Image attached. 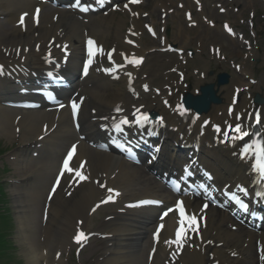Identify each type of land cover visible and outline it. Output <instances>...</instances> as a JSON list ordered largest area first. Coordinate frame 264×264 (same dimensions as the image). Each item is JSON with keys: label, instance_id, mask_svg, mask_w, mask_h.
Masks as SVG:
<instances>
[{"label": "bare ground", "instance_id": "obj_1", "mask_svg": "<svg viewBox=\"0 0 264 264\" xmlns=\"http://www.w3.org/2000/svg\"><path fill=\"white\" fill-rule=\"evenodd\" d=\"M177 3V0H149L146 8L150 10L151 17L157 20L154 12L160 16L164 13L163 9L169 11L171 8L176 7ZM158 6H160L158 9L160 14L156 10ZM36 7L42 8V14L39 26L35 28L31 13ZM24 12L30 13L25 32L17 25L19 15ZM176 13V17L180 19V12L177 11ZM125 16L126 18H122L118 17L117 13H110L107 17L102 15L89 17V20L84 22L80 21L72 12L53 10L48 5L38 4L31 0H0V53H3V51L10 53L9 58L2 57L0 54V65H3L4 68L9 66L21 67L25 72L46 69V63L41 60V57L51 51L47 46L49 40H55L57 44H70L72 58L69 62L68 71L70 76L75 78L76 67L80 61L78 47L86 38L94 37L103 46L126 48L123 45V40L130 19L127 15ZM55 17H57L56 20H54ZM135 22L136 20L133 19V25L138 26L137 31H141L140 24ZM37 44L40 45L38 53L35 51ZM167 44L168 42L161 48H167ZM202 47H196L195 55ZM26 49H28L27 52ZM18 50L19 55H17ZM131 51L135 52L134 49ZM51 52L53 57H59L61 54L55 47ZM137 53L145 56L146 62L142 66L141 72L137 73L136 82L141 81L142 84L154 85L156 81L161 80L165 83L161 88L170 85L171 74L167 73L166 70L175 68V64L166 65V61L161 60L159 55L145 51L142 48ZM196 57H199V59H195L194 56V61L198 60L199 62L202 59L201 55H196ZM194 65L197 66V63L194 62ZM234 66L239 68V70H236V68L233 70L235 83L223 88L217 86V95L221 98L219 109L223 111L226 109V105H232V98L238 93L243 98H239L240 101L236 104V110L249 112L253 106L250 105L252 92L257 93L261 99H264V74L252 86L247 80L249 78L254 79V58L246 56L242 58L241 62L235 63ZM209 69L210 67L207 65L206 68L198 70L199 73L202 72L205 76V79L198 84V88L208 84L209 81H213L208 79ZM183 70L189 71L187 68ZM187 74L188 77L194 76L192 72H187ZM144 75H147L146 80L143 79ZM173 84L179 87V83L177 84L174 81ZM238 89L239 91H237ZM5 90H9L6 84L0 86V139H5L10 143L16 141L20 145V148L11 158L14 174L17 176V180L13 184L12 194L15 205L18 206L16 216L19 234L26 236V234L31 235L32 233L33 235L27 243L21 242L22 254L29 264H40L39 261L43 264H64L62 259L56 260V254L66 252L69 248L75 246L73 234L78 229H86L91 225L90 223H92L94 217L89 216V212L96 203L101 201L102 192L93 184L95 179H100L101 183L106 181L108 187L123 191L124 197L128 199L135 197L130 192L136 190L137 186L146 187L149 194L160 191L158 184L146 178L142 171L133 169L123 163L117 156L97 152L88 145L80 144L79 150L73 158L72 166H78L82 161L86 162L82 171L89 176L88 181L80 185L73 182L72 186L69 187V176H65L58 195L54 197L61 207L54 205V200L51 204H48L46 201V185H49L57 170V157L61 150L60 141H63L62 147L66 141L71 143L76 140L72 136L73 131L69 114L66 110L62 111L58 116V121L55 122L54 113L6 109L2 107L3 101L1 100L5 95ZM135 90L138 93L137 102H133L126 91L114 88L113 83L108 79L93 73L88 79L78 82L69 95L79 93L78 99L83 100L82 121L85 126H91L94 130L93 126H96V124L91 120L106 117L120 104L124 109L133 105L148 107L152 103H159L156 98L152 100V94L149 97L142 96L143 90L141 88L135 87ZM165 101L170 104H177L179 101L178 93L166 96L161 100V102ZM246 107L248 109H245ZM262 112L264 114V105H262ZM162 114L165 115L167 112L164 111ZM188 116L191 119L194 112L189 111ZM227 120H229L228 117ZM171 121L175 122V120ZM55 123L57 129L49 136L57 135L52 137L55 142L51 144L49 140H46L38 143V137L43 134V129L47 128L46 132L48 133ZM193 125L194 122L188 129H191ZM168 137L172 138L170 135ZM28 149L32 151L31 154L26 153ZM19 185L21 187L25 186L28 190H21ZM69 193H71V198L65 199L63 194ZM108 208L106 207V209ZM104 210L100 209L98 212ZM42 213H46L48 217L46 224L42 222ZM205 215L204 238L201 244L197 243L195 245L200 246L202 250L196 251L194 244L190 246L187 242L180 254L173 255L176 246L172 245L170 247L165 243L166 240L172 239L173 220H167L166 228L152 264H213L215 262H218V264H259L256 241L260 240L261 247L264 249V237L243 229L232 232L228 228L229 218L224 213L209 210ZM108 216H113L114 219L112 221L104 220L96 231L89 232L111 237L100 245V251L102 252L100 257L102 259L99 264H147L148 254L152 248L149 239L150 226L148 225V222H152V214L134 215V213H131L125 216L120 215V208H116ZM142 230L145 232H142ZM207 241H211V243L203 248ZM40 248L43 250L39 254L38 250ZM207 254L213 256L211 262H209L210 258H206ZM172 259H174V262H172Z\"/></svg>", "mask_w": 264, "mask_h": 264}, {"label": "snow or ice", "instance_id": "obj_2", "mask_svg": "<svg viewBox=\"0 0 264 264\" xmlns=\"http://www.w3.org/2000/svg\"><path fill=\"white\" fill-rule=\"evenodd\" d=\"M197 2H199V0H197ZM97 3L100 4L101 6H103V4L105 3V0H97ZM130 3L136 4V3H139V0H130ZM73 7L79 8V10L82 12H87L89 10V8L87 6H81V0H75V4L73 5ZM124 8L128 9L129 4L125 3ZM114 10H118V9H114ZM39 12H40V9L37 8L35 10V16L33 17V19H35L37 23L39 22L38 21ZM27 15H28L27 13L21 15V17L19 19V25L20 26H22V27L25 26V16H27ZM133 15H137V14L133 13ZM189 19H191L190 14H189ZM148 27H149V31L152 32L153 35H155V32L153 31V29L150 26H148ZM228 31L231 33L232 32L231 28H228ZM131 34L134 36L138 35L135 32H132ZM126 43L136 46L135 42L133 40H126ZM65 48H66V46H65ZM87 48H88V60L83 65V73L85 76L88 75L89 67L94 62L93 58L97 54L104 55V49L101 46H97L96 42L91 38H89L87 40ZM112 51L114 52L115 50L113 49ZM108 58L112 62L113 67L108 68V69H104V71L109 73V74H112L114 72V70H116L118 68L125 67V65H127V64H131L135 67H138L143 62V57H137L134 54L131 57L125 56L124 57V64H119V65L116 64V62L112 60V52L108 53ZM3 74H4V66L0 65V75H3ZM127 75L131 79V76H132L131 72H128ZM143 87H144L145 91L149 90V87L147 84H145ZM237 91H239V89ZM193 103H195V98L193 100ZM165 104H168V101H165ZM59 107L63 108L64 105L60 104ZM79 108H80V103H77L75 100H73L71 102V109H72L73 117H75L77 115ZM176 110L182 116L185 115V113L187 112V108L185 107V105L183 103L177 104ZM115 111L117 113H120V112H122V108L120 106H117L115 108ZM230 114H231V109H230ZM132 115L134 117H136V119L134 121H130L125 116L122 119H120L118 123H116L115 122L116 118H113L115 130L116 131H122L121 125H129L130 123L142 125L143 123L148 122L150 119L148 114L147 113H141L139 108H137L136 111ZM195 118L198 119V117H195ZM261 118H262L261 113H255L254 114V119H255L257 124L261 123ZM105 119H107V118H105ZM236 119L239 121L241 118L239 116H237ZM160 123L161 124L163 123L162 118L160 119ZM205 123H207V122H205ZM226 127H227V130L222 131L218 125L215 126L216 132L221 133V135L226 140L233 133L235 134L234 136H232L233 139L243 140L245 137H249L251 142L246 143L244 145V147L242 148L241 158L245 159V158H248L249 156H254V162L251 164V169L253 171L257 172L261 179H264V138L252 139L249 131L245 130L244 125L242 123H236L234 125L233 124H226ZM260 135L261 134L259 132L256 133L257 137H260ZM76 150H77V146L75 144H73L71 146V148L68 150L66 157L63 159L62 166L59 169V173H58V175L55 179V183L51 189L53 194L57 191V188L60 186L61 179L65 176V174H69V187L72 186L73 182H82V181H87L89 179V176L84 171H82L85 168L86 162L82 161L79 163L78 166H70V162L73 160V157L76 154ZM74 178H78V180H76ZM100 186L106 187L103 184H101ZM237 187H239V186H237ZM240 190L245 191V194H247L245 189L241 188ZM107 192L109 193V195L107 196L106 199L102 200L101 203H108L110 201H113V195L112 194L119 195V193L116 192V190L112 189V188H107ZM70 194L71 193H69V195ZM257 194L258 195H264V193H257ZM160 203H161V201H157V200H141L139 202V204H141V205H143V204H160ZM238 203H240L241 207L245 211L248 210L247 204H244L242 201H238ZM136 206H138V205H129V207H136ZM208 206L209 205L207 203H205L203 205L201 211L206 210L208 208ZM98 207H100L99 204L96 205V208H98ZM96 208H93L92 211H95ZM170 213H172L174 215H178V219L176 220L177 227L175 229V238L166 240L165 243L168 244L170 247L172 245L176 246L175 252L172 253L173 255H176L177 253L182 251L184 244L187 243L189 234H191V233L199 234L200 226L198 224L197 215L192 214V213H188L186 210V207H185V203L182 200H177L175 202L174 206L169 207L166 211H164L163 215L160 217L161 221H163L164 217H167ZM200 219L203 220L204 217H200ZM163 228H164L163 223H161L156 228L155 233H154V239H156V240L159 239V234ZM74 240L77 244H82V243L87 241V235L85 234L84 231L78 230L74 236ZM209 243H211V241H209ZM153 252H155V249H153ZM233 255H235V253H233ZM261 259L264 260V249H262Z\"/></svg>", "mask_w": 264, "mask_h": 264}, {"label": "rangeland", "instance_id": "obj_3", "mask_svg": "<svg viewBox=\"0 0 264 264\" xmlns=\"http://www.w3.org/2000/svg\"><path fill=\"white\" fill-rule=\"evenodd\" d=\"M205 3V0H202ZM212 4L216 5V4H221V0H212L211 1ZM207 3H205L206 5ZM225 9H227V14L220 16L218 14L217 8H215V10L212 11L210 16V19L214 22L215 26L214 28H212V30H207L202 31L201 32H197L196 31V35L194 38H197V40H200L202 43H208L211 40H217L219 42H221L222 44H224V42L228 41L225 38V35L222 33V23L223 22H228L231 25L236 26L238 29L247 32V34L250 32L247 30V27L244 26V23L252 20L254 22V26L256 29H258L261 32L260 38L258 40H256L255 44H254V48H253V52L256 54V58L259 59H263L264 55H262V51L264 50V2H261L260 0H235L233 3H226L223 6ZM238 10V12H236ZM251 14V15H250ZM199 15V14H198ZM196 18L197 13H195L194 15ZM179 22V21H178ZM177 23L172 22L171 20L167 21V26H171L172 28V37L171 40L172 42L176 43V33L177 31H179L175 25ZM182 35H189L191 34V36L193 35V30L191 28H189L187 25H185L184 23H182ZM181 25V24H180ZM229 42V41H228ZM230 44H232V42H229ZM233 47V45H232ZM230 47V49L232 48ZM234 54L237 53H241L242 51L235 47L233 48ZM233 55V54H231ZM230 76V74H229ZM0 146L2 147V149L6 150L9 149L8 143L4 142V139H0ZM17 146L15 145L13 147V149L11 150V152H14L16 150ZM3 157V156H2ZM1 154H0V161H1ZM1 164V163H0ZM2 168V166H1ZM12 169V168H11ZM1 171V170H0ZM0 175L2 176V183L1 185L4 188V191L8 194V190L6 187V184L4 185L3 180L6 179H10L11 177L16 178L13 174V170L10 173L7 174H2L0 172ZM9 188V187H8ZM4 198V197H3ZM10 200V199H9ZM7 201V199H6ZM10 205V206H9ZM2 205H0L1 207ZM6 209H1L3 211H1L0 213V232L2 236H6L9 233L10 228L7 227L6 224V219L8 220V225L12 224V215L9 212V207L11 209V207H13V201H11L9 204H6ZM14 212V210H13ZM7 217V218H6ZM104 218V214L99 215V217L94 221L93 224V228H98V226L102 223V220ZM15 231H17V229H12L10 231V235L8 237L9 241H12L15 243L14 249L11 250L10 252V258H7L6 256L4 257L3 254H0V264H12L13 263V255L15 254V262L13 264H28L26 262V259L24 260L21 256V252L23 251V248L21 246L17 247V243H16V238L18 237V235L16 236ZM20 245V243H18ZM100 244V242H96V243H92L91 246H89L83 253L82 255L79 257V259L75 258L73 255V249H68L67 252H65L63 254V258L64 260H66V264H69V262H72V264H97L96 263V258L97 255L91 254V251L95 248V246H98ZM40 264H43L40 262Z\"/></svg>", "mask_w": 264, "mask_h": 264}]
</instances>
